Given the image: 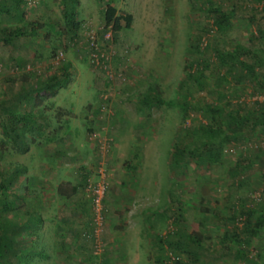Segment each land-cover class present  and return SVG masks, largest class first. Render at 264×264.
Returning a JSON list of instances; mask_svg holds the SVG:
<instances>
[{
	"label": "rangeland",
	"instance_id": "1",
	"mask_svg": "<svg viewBox=\"0 0 264 264\" xmlns=\"http://www.w3.org/2000/svg\"><path fill=\"white\" fill-rule=\"evenodd\" d=\"M262 3L264 0H79L75 38L63 32L61 0H26L16 15L0 13V27L23 32L6 43L0 41V102L24 86L46 82L53 75L60 78L52 91L41 92L20 109L45 111L48 124H53L43 125L41 132L26 133L33 143L29 141L26 147L13 144L2 133L0 116V172H9L16 165L25 168L9 188L17 196L15 209L2 218L18 223L25 219L21 214L32 200L29 195H19L43 151L62 149L79 161L75 170L88 168L91 175L102 162L96 147L100 140L105 145L108 191L113 188L117 207L110 205L112 214L123 218L122 209L128 212V206V214L135 218L130 224L133 228L127 225L131 221L125 223L129 228L124 223L107 228L112 214L105 205L102 240L109 243L107 247L103 241L101 264L107 248L109 264H166L170 252L182 264L264 263V219L249 246L238 239L248 219L254 223L264 214V35L256 34L258 28L264 30ZM111 4L117 14L133 15L134 30L130 34L121 30L113 40L112 69L123 78L109 83L104 73L89 64L86 40L89 35L101 40L103 12ZM217 12L228 17L221 32L213 24ZM211 29L214 33L207 36ZM235 48L251 52L243 61L258 65L253 76L242 78L239 65L231 67L228 59L221 60ZM199 73L202 84L193 77ZM150 90L174 104L143 106L141 99ZM104 94L106 100L101 99ZM68 110L75 116L74 124L81 125V118L87 124L77 136L63 135L58 126L60 114ZM200 126L212 130L204 133ZM47 136L55 146L47 144ZM176 148L190 154L176 157ZM70 168L62 169L61 178L71 173ZM81 194L89 206L85 187ZM48 225L44 223L40 233L31 229L25 236L48 239L53 232ZM122 232L128 234L125 251L119 246ZM194 233L202 236L200 248L184 251L183 245L172 246L174 252L159 242V238L179 242ZM134 240L140 244L137 256L132 252ZM31 247L36 246L26 248ZM239 250L244 259L236 257ZM68 254L70 264L93 262L91 252L84 262ZM55 261L32 257L27 264ZM10 263L22 264L18 258Z\"/></svg>",
	"mask_w": 264,
	"mask_h": 264
},
{
	"label": "trees",
	"instance_id": "2",
	"mask_svg": "<svg viewBox=\"0 0 264 264\" xmlns=\"http://www.w3.org/2000/svg\"><path fill=\"white\" fill-rule=\"evenodd\" d=\"M25 1L26 0H0V13L10 15L9 17L16 15V13L20 10L21 6L24 4ZM61 2L63 6V18H64L63 22L65 26L63 32L70 33L75 38L76 30L77 28H79V25H77V22L75 21L79 0H61ZM260 10L264 11L263 3L260 6ZM217 13L219 14V16L218 18L213 20V24L215 29L221 32L224 31L225 28L227 27L228 17L226 16V14L222 12H217ZM103 20H104V27H103L104 30L102 31L103 34L105 33L106 28L111 25L113 40H117L119 32L122 29H128L130 27L132 17L129 14H117V11L113 6L107 5L103 12ZM210 32H213V30L212 29L208 30L209 34H207V36L210 35ZM18 33L22 34L23 32L21 29L20 30L15 29L13 31H9L6 27H0V41L6 43L12 36L13 37L18 36ZM256 34L258 35V37L261 38L264 35V30H262V28H258L256 30ZM204 45H206V43ZM250 54L251 52L248 50L235 48L234 51L222 55L221 60L223 61L225 59H228L230 63L229 65L231 67H235L239 65V67L241 68V71L239 73L240 77L249 78L255 74L256 66H258L257 64L255 65L254 62L250 64L246 61H243V59L245 60L247 57H249ZM188 68L191 69V67ZM66 74L67 73L64 70V77ZM191 74H194V71H192ZM193 77L195 81H197L199 84L203 83L202 82L203 77L200 75V73L194 75ZM59 82H60V78L53 75L52 78L48 79L46 82L36 83L35 86L29 85L20 88L15 94L10 96L11 99L8 98L9 100L0 102V116H2V133L5 135V137L9 138L13 144H16L21 147H26L29 141L32 143L34 142V140H27L26 133L31 134L35 131L41 132L43 125H48V120L45 117V113H46L45 111L38 110V112L31 113V112H21L20 109L28 106L29 103H31L34 99H36V97H38V95L41 92L52 91L54 85L59 84ZM190 94L191 93L187 92L188 96ZM141 103L145 107L160 106V105L172 106L174 104L171 101H165L161 99L154 90H150L146 95H144L143 98L141 99ZM183 107L186 108V104L183 105ZM35 124H36L35 126L36 128L34 127ZM199 129L200 131H204V133L212 130L208 126L206 128L200 126ZM196 131L197 130H192V132H196ZM52 139L53 138H49L47 136L46 141L51 142ZM58 153L60 152L58 151ZM174 154L177 157V156H182L183 154H190V152L189 150H186L184 148L183 149L176 148ZM49 159L52 160V158ZM23 169H24L23 166L16 165L9 172L6 173L0 172V263L6 261L7 264H11L10 263L11 259L14 260L18 258L17 254L19 253V251H21V249L18 248L19 246L14 242V240L18 236H21L23 234L24 229H26L27 226H29V229H31L32 226L33 227L35 226V223H33L32 221L35 218L33 216V213L30 212H28L30 214L27 225H23L22 229L18 228V222H11L10 220L7 219L5 220L2 218L3 213L12 212L15 209L14 203L17 196L14 193H10L9 188L18 179ZM79 169L80 170L78 172V175H80L81 177V183L79 187L59 186L58 195L68 197L76 192L77 187L80 188L81 190L84 189V187L86 186V181L90 175V172L85 171V168L80 167ZM250 215H252V213ZM263 219H264V214L263 215L261 214L255 219L254 223L251 222L249 223V219H248V221L242 225L241 232L239 233L240 235L238 234V239L240 243H243L246 246L250 245L251 239L253 238L254 235L257 234L256 229L257 227L261 226V224L263 223ZM89 230H90V226H89ZM89 230H85V231L83 230L84 232L83 235L88 240H89L88 238ZM235 238H237V236ZM159 242L161 245L171 250L173 249L172 246L178 248V246L181 247V245H183L186 247V249H184V251H186V250H191L195 247L200 248L202 242V236H200L197 233H194L185 236V238L180 240L179 242H170L164 238H159ZM235 255L238 259L245 258L244 252L241 250L237 251ZM166 258H167L165 260L166 264L170 261L171 258H174L173 264H182L180 262L179 256L176 253L170 252L169 256ZM256 264H264V263H256Z\"/></svg>",
	"mask_w": 264,
	"mask_h": 264
},
{
	"label": "crops",
	"instance_id": "3",
	"mask_svg": "<svg viewBox=\"0 0 264 264\" xmlns=\"http://www.w3.org/2000/svg\"><path fill=\"white\" fill-rule=\"evenodd\" d=\"M111 6L113 5L111 4ZM128 14L132 17L131 25L128 29L122 30H125L126 33L130 34L131 32L133 33L134 30V17L131 13ZM60 117V120L58 122H61L58 124V126L62 128L60 129L63 135L69 134V136H77V134L80 133L81 130L85 131L87 128V124H84L82 118L81 125L74 124L75 116L73 115L72 111L68 110L67 112L60 114ZM82 117L85 116L82 115ZM89 119L92 118L89 117ZM51 125L53 124L49 122L48 126L51 127ZM65 141V139L62 140L63 143ZM47 144H50V146H55L52 141L47 142ZM53 146L52 148H54ZM58 151L60 153H58ZM67 155H69V153H66L62 149L57 150V152L46 150L43 151L42 157L34 161L35 170L33 175L25 178V183L23 184L22 188L23 192L21 193L22 195L19 196L29 195L32 202L30 206L26 205L24 207L21 215H24L25 219L18 223V228L22 229L23 225H27L29 214L33 213L35 219H33L32 221L33 223H35V226H32V228L35 229L36 233L41 232L40 229L42 226H44V223L49 224L48 226L53 229V232L52 236L48 239L45 238V240L44 237H42V240H39V238H36L37 236L31 238L25 236V234L27 235L32 228L29 229V226H27L26 229H24L23 234L21 236H18L14 240V242L19 246L18 248L21 249V251H19L17 255L19 262L22 264H27L29 258L32 257H37L39 258V260H42L43 258H46V260L56 259L55 264H70L68 263V252H70L71 256L77 258L78 262H84L85 257H90L91 242L83 235V230H89L90 210L88 204L84 202L83 199H81L82 190L78 188L81 183V177L80 175H78L79 170H75V167L77 166L76 164L79 161L77 160V158L69 157ZM49 158H52V160H50ZM68 167H71V173L67 172V177L64 179L61 178L60 174L63 170H67ZM85 171H89V169L85 168ZM24 172L25 168L23 169L22 173ZM46 185L48 186V188ZM59 186L78 187L75 193L71 194L68 197H64L58 195ZM112 189L113 188H110V190L108 191L105 202V205L108 207L107 209L111 214L113 209L111 208L112 206H115V209L117 210V207L114 203L115 197H113ZM110 195L112 197H110ZM109 200L111 201V203ZM126 208L128 209V212L125 208L122 209L125 211L122 214L123 218L119 217L118 215L114 216L113 214L109 216L107 228L114 227L113 223H115V225H119L118 223L123 225L124 223L125 228L127 227L125 226V223L127 224L128 221L131 222H128L127 225L134 223L133 220L135 218H133L132 214L131 216L128 214L130 210L129 207L126 206ZM43 213L46 214V217L43 216ZM136 218H138V214H136ZM114 219H118V221H114ZM133 227V225H130V228ZM127 228H129V226ZM32 234L34 235V233H31V235ZM121 235L123 236V240L120 241L121 243L119 246L122 247L123 251H125L126 244L124 242V238H126L128 234L126 232H122ZM120 238L121 237H118L116 239L119 241ZM103 241L108 247V240L105 238L103 239ZM28 245H34V247H36L35 249H32V247L30 249H27L26 247ZM139 245L140 244L138 243V241L134 240L132 248L134 256H137L139 253H141ZM109 257L110 252L107 248L106 256L103 259V264H109L112 262L109 260Z\"/></svg>",
	"mask_w": 264,
	"mask_h": 264
},
{
	"label": "built area",
	"instance_id": "4",
	"mask_svg": "<svg viewBox=\"0 0 264 264\" xmlns=\"http://www.w3.org/2000/svg\"><path fill=\"white\" fill-rule=\"evenodd\" d=\"M87 58L89 64L96 71L105 74L106 80L110 83L115 78H121L122 73H116L112 69V60L115 52L113 49V37L111 25L106 28L101 40L95 36L89 35L87 39ZM123 78V77H122ZM103 100L107 99V95L102 96ZM98 136L94 135V140ZM96 147L102 156V162L98 164L97 170L91 174L87 181L85 190L89 198L90 206V230L88 238L91 242V256L92 264H101L102 256L104 255V244L102 240V233L106 227V213H105V198L108 191L107 174L104 170V150L105 145L98 140ZM174 258H171L167 264H173Z\"/></svg>",
	"mask_w": 264,
	"mask_h": 264
}]
</instances>
